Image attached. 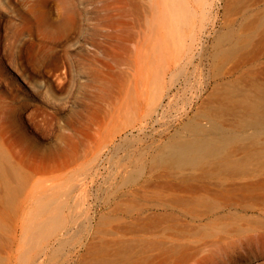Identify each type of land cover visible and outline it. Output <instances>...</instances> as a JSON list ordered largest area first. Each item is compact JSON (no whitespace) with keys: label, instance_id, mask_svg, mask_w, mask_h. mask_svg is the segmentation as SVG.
Wrapping results in <instances>:
<instances>
[{"label":"rangeland","instance_id":"rangeland-1","mask_svg":"<svg viewBox=\"0 0 264 264\" xmlns=\"http://www.w3.org/2000/svg\"><path fill=\"white\" fill-rule=\"evenodd\" d=\"M263 99L264 0H0V264H264Z\"/></svg>","mask_w":264,"mask_h":264},{"label":"bare ground","instance_id":"bare-ground-1","mask_svg":"<svg viewBox=\"0 0 264 264\" xmlns=\"http://www.w3.org/2000/svg\"><path fill=\"white\" fill-rule=\"evenodd\" d=\"M258 107H261L264 112V99L259 103ZM262 116V117H261ZM261 119H253V125H256L255 122H264V115H260ZM226 139L225 135L219 136L216 138L214 136H199L197 138L188 140L182 143H176L170 145L171 152L175 153L179 158H193L195 157L200 151H203L208 148H213L216 145H219L222 141Z\"/></svg>","mask_w":264,"mask_h":264}]
</instances>
